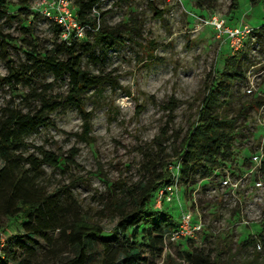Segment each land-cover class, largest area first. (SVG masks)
<instances>
[{
  "label": "rangeland",
  "instance_id": "1",
  "mask_svg": "<svg viewBox=\"0 0 264 264\" xmlns=\"http://www.w3.org/2000/svg\"><path fill=\"white\" fill-rule=\"evenodd\" d=\"M239 1V8H232V0H101L95 7L104 14L100 27L119 29L120 38L95 41L88 29L77 38V50L83 69L112 72L119 86L104 84L100 91L91 88L83 95L84 108L91 113L87 141L83 118L67 99L68 76L55 80L35 61L47 54L67 59L58 46L63 40L60 27L44 14L53 0H10L16 16L0 21V32L10 39L8 45L0 44V109L11 106L33 114L43 97L60 104L46 114L49 126L25 136L23 152L41 156V146L63 158L56 166L43 164L42 181L47 191L60 190L68 214L97 221L108 237L130 193L148 178V160L161 158L176 172L175 149L197 117L205 86L222 70L225 56L236 51L203 26L201 17L216 13L255 29L264 24V0ZM22 2L27 9H20ZM240 49L245 53L244 77L230 83L215 111L218 116L239 114L241 133L233 141V157L209 177H196L194 184L177 181L170 200H152L155 216H147L148 222L168 213L177 227L181 214L190 213L199 229L180 237L172 229L161 253L142 241L144 264H189L180 254L196 248H215L219 264H264V33L254 31ZM10 65L25 76L12 86L4 79ZM171 96L178 104L164 135L168 112L162 104ZM72 148L78 150L74 164L66 159ZM0 225L6 228L0 229V256L11 264H63L76 253L61 228L29 237L20 221L0 215ZM101 258L100 242L95 241L85 264H98Z\"/></svg>",
  "mask_w": 264,
  "mask_h": 264
},
{
  "label": "trees",
  "instance_id": "2",
  "mask_svg": "<svg viewBox=\"0 0 264 264\" xmlns=\"http://www.w3.org/2000/svg\"><path fill=\"white\" fill-rule=\"evenodd\" d=\"M101 0H75L72 2L78 22L84 26L85 32L89 29L95 34V41L109 42L120 38L119 29H105L100 27L103 12L97 7ZM10 0H0V21L3 18H12L9 9ZM27 3H20V9H27ZM232 8H239L240 1L232 0ZM29 31L28 28H26ZM257 34L264 33V24L254 29ZM253 31V32H254ZM252 32V33H253ZM10 39L0 32V44L8 45ZM60 51L67 54L66 61L58 60L54 55H44L37 58L36 65L41 64L52 73L55 80L68 76L67 99L83 118V135L88 141L91 131V113L85 110L83 95L91 88L98 91L104 84L118 87V76L112 72L92 74L82 68V53L77 50V38L71 36L58 44ZM238 49L233 54L225 56L222 70L215 71V76L209 78L205 86V95L201 100L197 117L190 122L188 130L175 149L178 170L173 173L169 163L161 158L147 161L148 178L137 185L131 192L130 199L125 201L126 208L121 207L112 233L105 237L103 228L97 221L91 220L85 215L68 214L66 206L61 202L60 190L47 191L42 181L43 164L56 166L62 161V157L52 151L37 147L41 156L34 153L24 154L23 150L28 146L24 141L26 135L34 132L39 127L50 125L47 113L56 110L60 104L49 103L43 97L39 111L35 113L22 112L11 106L0 109V158L3 165L0 167V215L11 218L15 222L22 223L23 231L29 232L28 236L43 235L46 231L60 229L66 233L67 240L76 249L73 257L63 264H85L88 257V248L94 242H100L102 258L98 264H144L146 257L142 249V241L145 245L162 252L165 237L176 225L169 222V214L148 222L147 216H155L150 204L155 198V192L159 187L174 181L184 184H194L196 177H209L220 165L233 157V141L239 132L237 124L239 114L233 116H218L216 107L221 97L226 95L230 83L244 77L242 71L243 55ZM32 55V54H30ZM33 56V55H32ZM34 57V56H33ZM24 75L20 67L8 66V75L4 77L12 86L13 82L22 79ZM178 99L171 96L162 107L167 110L168 118L166 127L162 133H166L167 126L174 119V111ZM246 106L244 105L243 108ZM170 123V124H169ZM163 136V134H162ZM78 154L76 148L69 150L66 159L69 163H75ZM264 165V164H263ZM264 167V166H263ZM71 197V193H67ZM117 202H112L116 206ZM69 217V218H68ZM146 224V226H143ZM0 229L4 230L0 225ZM264 229V228H263ZM183 261L189 264H219V252L196 248L193 251L183 250L180 254ZM123 260L120 262V258ZM0 264H11L5 257L0 256ZM17 264H26L20 261Z\"/></svg>",
  "mask_w": 264,
  "mask_h": 264
},
{
  "label": "built area",
  "instance_id": "3",
  "mask_svg": "<svg viewBox=\"0 0 264 264\" xmlns=\"http://www.w3.org/2000/svg\"><path fill=\"white\" fill-rule=\"evenodd\" d=\"M71 0H53L49 7H45L44 14L56 25L60 27L61 37L63 40L71 36L78 38L84 31L77 18ZM203 26H210L218 38L223 37L231 46L232 50H238L242 47L244 40L254 31L249 23L240 21L238 23H229L228 20L220 14H211L201 17ZM178 170V165L175 166ZM174 181L170 184L162 185L155 192L157 201L161 198L170 200L177 189V176L174 174ZM159 203V202H158ZM199 226L191 222V215L181 214L179 226L173 229L171 234L176 237L191 236Z\"/></svg>",
  "mask_w": 264,
  "mask_h": 264
}]
</instances>
